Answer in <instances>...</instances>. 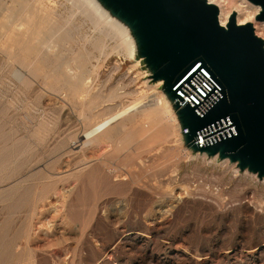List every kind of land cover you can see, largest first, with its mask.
<instances>
[{
  "label": "rangeland",
  "instance_id": "rangeland-1",
  "mask_svg": "<svg viewBox=\"0 0 264 264\" xmlns=\"http://www.w3.org/2000/svg\"><path fill=\"white\" fill-rule=\"evenodd\" d=\"M83 4L0 0V264H264L257 177L208 157L169 164L180 153L146 137L148 115L114 143L82 144L96 122L162 92L137 55L96 44ZM229 135L223 123L208 139Z\"/></svg>",
  "mask_w": 264,
  "mask_h": 264
},
{
  "label": "water",
  "instance_id": "water-1",
  "mask_svg": "<svg viewBox=\"0 0 264 264\" xmlns=\"http://www.w3.org/2000/svg\"><path fill=\"white\" fill-rule=\"evenodd\" d=\"M247 1L261 8L257 20L264 22V0ZM97 2L129 29L150 80L162 83L161 93L171 102L196 72L218 94L204 117L190 105L175 106L184 143L200 152V135L226 123L230 135L201 152L264 182V40L253 26L239 25L234 13L223 27L219 7L208 0Z\"/></svg>",
  "mask_w": 264,
  "mask_h": 264
},
{
  "label": "bare ground",
  "instance_id": "bare-ground-1",
  "mask_svg": "<svg viewBox=\"0 0 264 264\" xmlns=\"http://www.w3.org/2000/svg\"><path fill=\"white\" fill-rule=\"evenodd\" d=\"M79 1L84 3V9H86L90 14V19H92V17L94 18L92 22H97L100 25L98 32L96 31L99 35L98 42L96 44L99 43L101 45L100 47L102 48L106 46L108 41H117V46L115 47V49L118 50L123 48L129 53L131 57H135L136 45L130 34L129 29L122 23L111 17L110 14L101 7L97 0ZM208 1L219 7L220 22L223 27H226L229 24L232 15L236 13L239 25L251 24L256 35L264 40V22H260L257 20V17L261 11L260 7H254L251 4H248L249 2L247 0H238L235 2L231 1L229 3L227 2V4H225L226 0H223L224 4L218 2L217 0ZM76 11L81 14L83 13L82 9L79 8H76ZM256 13L257 15L255 16ZM22 66L25 70H27V72H34L33 69L35 68V66H33V64L27 59L23 61ZM199 74L200 73L198 72L193 74V76L189 80H187L183 85H181V87L176 91V94L179 91L183 90L189 94L188 98L186 97L187 99L185 101H181L178 95L175 99V102H171L164 93H151V97H145L135 102H132L130 105L124 107L122 110L113 113L112 115L96 122L94 125L88 128L82 135V144L84 146H88L98 143H114V136L116 134V131L123 128L126 124V121H129L131 118H134L135 116L133 117L132 115L137 113V115L139 114L145 117L148 115V117L150 118L151 126L150 128H148L149 130L147 132L146 137H150L152 140H155L158 147L159 145H171L174 141L173 144L180 154L174 153L172 156H170L168 161L169 164L176 166L181 164L183 161L193 162L203 158L205 159V163H207V156L204 152L201 151L203 148H206L212 143L211 141H209L208 136L210 132L213 133V129L204 131L200 135V138L198 139L199 142L197 144V148L200 149V152L194 153L192 149L184 143V132L181 128L177 116V111L175 110V106L182 108L190 104V98L192 94L189 91V85L192 79L199 76ZM200 75H202V73ZM27 79V76H22V80L24 82L27 81ZM158 86H162V83H158ZM212 99H214V96L210 95L205 100V105L202 101V108L204 109L205 107L210 105L213 102ZM199 143L201 145H199ZM216 160L217 158H214V161L212 160V162H216ZM110 163H108V161L104 162L103 166H105V169L108 170L110 173L115 172L113 168L116 167H113L112 164V168L110 166ZM227 163L228 162L226 161L225 164Z\"/></svg>",
  "mask_w": 264,
  "mask_h": 264
},
{
  "label": "built area",
  "instance_id": "built-area-1",
  "mask_svg": "<svg viewBox=\"0 0 264 264\" xmlns=\"http://www.w3.org/2000/svg\"><path fill=\"white\" fill-rule=\"evenodd\" d=\"M189 91L192 94L189 105L195 108L197 112L200 110L199 108L202 101L205 102L210 95L214 96V94H216L207 77L203 74H199V76L192 79L189 85ZM198 115H200V113H198Z\"/></svg>",
  "mask_w": 264,
  "mask_h": 264
}]
</instances>
